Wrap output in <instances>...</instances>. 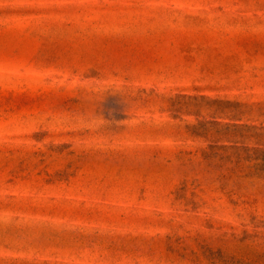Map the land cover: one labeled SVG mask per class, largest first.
<instances>
[{
  "label": "rangeland",
  "instance_id": "1",
  "mask_svg": "<svg viewBox=\"0 0 264 264\" xmlns=\"http://www.w3.org/2000/svg\"><path fill=\"white\" fill-rule=\"evenodd\" d=\"M0 264H264V0H0Z\"/></svg>",
  "mask_w": 264,
  "mask_h": 264
}]
</instances>
